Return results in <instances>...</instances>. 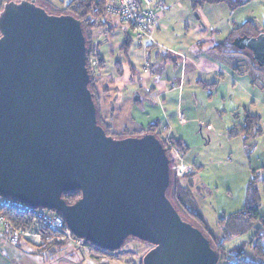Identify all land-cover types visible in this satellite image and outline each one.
<instances>
[{
    "label": "water",
    "instance_id": "obj_1",
    "mask_svg": "<svg viewBox=\"0 0 264 264\" xmlns=\"http://www.w3.org/2000/svg\"><path fill=\"white\" fill-rule=\"evenodd\" d=\"M264 69V28L231 41ZM80 20L35 0L0 10V196L61 215L101 250L149 246L141 264H216L210 238L170 198L171 161L152 132L113 137L99 123ZM133 102L141 101L138 92ZM79 191L68 203L64 194Z\"/></svg>",
    "mask_w": 264,
    "mask_h": 264
},
{
    "label": "crops",
    "instance_id": "obj_2",
    "mask_svg": "<svg viewBox=\"0 0 264 264\" xmlns=\"http://www.w3.org/2000/svg\"><path fill=\"white\" fill-rule=\"evenodd\" d=\"M157 2L159 9L154 39L159 45L171 49L172 53L157 52L152 46L143 48L136 39L126 36L123 26L114 18H109L103 28L104 41H108L110 53L116 54L114 64H119L120 73H117L115 66L113 75L99 76L95 83L94 95L99 106L100 118L105 123L103 111L110 108L113 110L111 116H114L117 108L120 109V119H124L127 127L146 129L149 124L156 122L162 135L171 137L172 135L168 133L174 132L175 138L181 140L185 147L182 156L183 159L189 160L186 162L193 168V178L199 168L201 170L209 161L199 163L201 159L196 158L193 148H197L200 142L194 140L193 132L197 130L203 134V126L206 128L204 132L206 140L203 139L202 142L205 145L210 141L209 132L215 131L211 123L203 122V115L210 112L222 118L228 114V122L221 124L223 127L217 130L216 137L224 135L229 137L228 131L233 126L240 129L245 114L258 116L260 132L257 135L247 142L241 134L229 138L242 139L246 155L245 165L249 172L246 183L253 171L259 170L263 173L256 181V186L260 195L258 215L264 218V151L257 154L263 157L258 163L248 161L257 146V136L264 134L261 127L264 123L261 116L264 110V89L252 84L247 72L243 71L241 74L234 72L227 62V57L214 50L216 44L224 42L234 29L247 21L262 29L264 0H260L258 4H254L255 0H184L182 4L171 0ZM115 31H118L116 37L113 35ZM126 38L130 43L127 50L123 51L121 46ZM95 39L96 51L104 59ZM177 54L185 57L183 65ZM180 79L182 88L169 90L167 85ZM135 92L141 96V101L136 103L140 104L141 110L133 108L135 103L132 95ZM180 113L184 116L182 121L179 120ZM180 125L191 129L188 133H180L184 131ZM246 186H243L245 188L243 195L246 193ZM240 210L242 209L218 214L212 221L202 217L218 239L223 241L225 237L220 228L222 223L220 225L218 223L229 214ZM214 224L218 230L214 228ZM256 227L260 225L257 224ZM253 233L254 230H249L243 234L230 236L223 243L224 248L229 247L227 251H232L234 248L243 247L245 254L246 248L252 247ZM37 245L21 239L18 245L13 246L8 243L4 231L0 229V264H82L77 253L69 251L62 255L64 247L47 250L40 249ZM88 256L90 257L83 258L84 264L121 263L120 259L111 258L112 260L103 261L92 254ZM247 260L253 261L251 258Z\"/></svg>",
    "mask_w": 264,
    "mask_h": 264
},
{
    "label": "rangeland",
    "instance_id": "obj_3",
    "mask_svg": "<svg viewBox=\"0 0 264 264\" xmlns=\"http://www.w3.org/2000/svg\"><path fill=\"white\" fill-rule=\"evenodd\" d=\"M172 2L178 1L182 4V1L184 0H171ZM260 0H255L254 4H258ZM54 4V3H53ZM57 5L56 9L59 10V8L62 7V4H54ZM60 11V10H59ZM54 13H58L55 11ZM197 13V12H195ZM193 17L194 14H192ZM103 26H96L92 29V34L94 38H96V42L98 43L99 52L104 57V67L100 70L99 76L106 77L107 75L114 74L115 71V58L116 54L110 53V45L108 41L105 40V35L103 34ZM114 37L118 35V31L114 32ZM92 46L95 48V43ZM88 58V64H89ZM92 60L96 62L95 67L97 66V61L94 57H91ZM230 65L238 67L241 71L249 72L248 69V60L245 56L241 55H234L232 57H229L227 61ZM253 77L256 79L255 83L260 86L264 87V80L259 81L258 78L253 75ZM183 85V84H182ZM133 96V95H132ZM140 104H135L133 108H136L138 110L140 109ZM226 108L228 109L227 105ZM200 114V109H198ZM113 110L110 108L106 111H103L104 120L106 123V128L108 130V133L110 135H113L115 137H118L122 135L124 128L128 129L132 135H134L137 130L133 129L132 127H127L124 124V119H120V109H115V115H112ZM201 116V115H200ZM261 116L264 119V110L261 112ZM228 114H226L225 117L222 116L220 118L219 116L215 115V113L207 112L205 115L202 116V120L205 123H211L215 128L213 132H209L210 141L205 145L202 143L203 139L206 140V136L204 132L206 131V128L203 126L202 132L203 134H200L197 132H193L192 137H194L197 142H200V144L197 146V148H193V152L195 151L197 157L201 159L200 162H206L208 163L206 166H203V168H199V171L193 175L192 178V166L191 170L188 172H185V174L178 175L174 173L176 170H172L174 181H176L175 187L171 189V195L175 198V201L178 205H180V209L183 212L184 215L191 218L190 212L193 213L201 212L202 216L206 218L207 220L215 219L218 217V214L222 213H229L230 211L233 212L237 209H242L244 207V201H245V193L243 195V192L245 191V188L243 186H246L245 184L249 172L247 170V167L245 165V151L243 148V143L241 138H229L224 135L223 137H216V132L218 129H221L224 125V123L228 122ZM124 118V117H122ZM221 120V121H220ZM228 125V124H227ZM181 126V125H180ZM261 127L264 129V123L261 125ZM181 128L184 130L180 133H188L191 129V127L184 126ZM147 131V130H144ZM167 133V132H166ZM165 133V134H166ZM172 133V134H171ZM164 134V133H163ZM169 135L175 136V133L170 131L168 133ZM178 135V134H177ZM180 135V134H179ZM164 136V135H163ZM168 137V135L164 136ZM257 146L251 153L250 157L248 158L249 162L252 163H258L263 157L257 156L258 153H261L264 151V134H260L256 138ZM170 154L174 159L177 160V156H180L179 150H176L175 148H170ZM173 150L176 151V155L173 153ZM180 157L183 158L181 155ZM174 160V161H175ZM182 161L186 164V166L190 167L189 164H187L185 158L182 159ZM257 171V170H256ZM191 173V174H190ZM259 178L263 176V173L258 170ZM175 184V182H174ZM175 190V193H173ZM186 192L190 195L192 198L193 203L195 204L196 208L191 210V208H186L185 202L182 203L180 201H177L180 193ZM185 193V194H186ZM170 194V193H169ZM180 202V203H179ZM189 209V211L187 210ZM196 211V212H195ZM221 216V215H220ZM208 220V221H209ZM218 223V225H220ZM222 225V224H221ZM216 230H218L217 226L215 224L213 225ZM222 228V226H220ZM235 239V238H234ZM62 240L66 243L64 245L63 251L61 252L62 255L65 254V252L72 251L75 254L77 253V256L79 257L80 262L84 264V257H90L88 255L97 256V258L105 261V260H112L114 259H120V264H141V257L144 254V252L149 248L148 245L144 243L137 242L133 239H128L125 244L117 251L114 252H108V251H98L90 246H88L86 243H84L81 247L82 248H76L74 247L69 241ZM235 241V240H233ZM232 241V242H233ZM229 248V247H228ZM228 248L226 250H228ZM246 248V246H245ZM77 251V252H76ZM233 252V251H232ZM246 253L243 255H238L237 253L233 252L231 254L224 253L220 254V258L218 261V264H234L238 262H242V259H249L251 258L253 261H255L257 264V259L255 258L253 254V250L251 246H248L246 248ZM116 254V256H113ZM55 255V254H54ZM254 256V257H253ZM84 258V259H83ZM88 260V259H87Z\"/></svg>",
    "mask_w": 264,
    "mask_h": 264
},
{
    "label": "trees",
    "instance_id": "obj_4",
    "mask_svg": "<svg viewBox=\"0 0 264 264\" xmlns=\"http://www.w3.org/2000/svg\"><path fill=\"white\" fill-rule=\"evenodd\" d=\"M8 0H0V10L2 8V5L4 2ZM35 2L40 5L41 7L45 8L46 10L50 12H55L57 11L58 13H68L80 20L82 29L85 35V38L87 40V46L89 48L88 52V58L94 57L97 61V66L96 67H91L88 64V70L90 73V84L89 88L91 89L92 92H94V86L95 83L97 82L99 78V72L100 70L104 67L105 61L104 59L97 53L96 47L92 49L93 43H94V36L92 34V29L96 26H103L102 24H99V19L103 16L104 11H103V5L100 0H35ZM62 4V7L56 9L57 5L54 4ZM104 27V26H103ZM264 28V26H263ZM262 29H258L257 27L254 26V24L250 21L245 22L241 26L237 27L232 31V33L229 35V37L224 41L219 44H216L214 46V50L222 55H225L227 59L229 57H232L234 55H241L245 56L248 60V71L247 74L248 76L252 79V84L255 83V77H257L259 81L264 80V69L259 68L255 62L251 59V55L249 51L247 50H237L235 47L232 46L231 41L234 37L242 34H247V35H255ZM129 39L126 38V40L123 42L121 46V50L126 51L128 46H129ZM119 64L115 63V66L117 67V73H120L119 69ZM232 66V65H231ZM232 70L236 73H242L238 67L232 66ZM264 89V87H262ZM95 96V95H94ZM96 106L98 109V119L99 123L104 127L106 133H108L107 126L106 124L102 121L100 118V113H99V106L97 104L96 97H94ZM259 117L250 114H245L244 115V122L243 125L240 129H237L236 127H232L228 131L229 137H232L234 135L241 134L244 141H248L255 135H257L260 132V125H259ZM159 125L156 122H153L147 126L146 129H140L137 130V132L134 135H140L145 132H152L155 133L162 141L163 145L167 148V154L170 158L171 161V167L173 170V165H174V160L173 157L170 154V148L169 146L175 148L176 150H179V153L182 155V153L185 150V147L182 145L181 140L171 136V137H163L161 132L158 131ZM147 130V131H144ZM132 135V133L124 128L122 135L123 136H129ZM113 136V135H111ZM115 137V136H113ZM119 137V136H118ZM191 174V173H190ZM257 171H253L251 173V177L247 183L246 186V193H245V203L244 207L242 210L231 213L229 214L226 218L221 219L222 221V231L224 233L225 239L223 241L219 240L218 237L214 234V232L210 229L208 226L207 222L203 219L202 215L198 212L193 213L192 211L190 212L191 218L187 217L186 215L183 214V212L180 209V205H178L175 201V198L172 197L171 195V189L175 187L176 181H174V176L172 172V182L170 186V198L173 201L174 205L176 208L186 217L188 218L194 225L199 227L211 240L214 248L218 252V261L220 258V254L224 253H237L238 255H243V247H237L234 248L232 251H227L224 248V242H226L230 236L232 235H237V234H243L249 230H254L252 240V250L255 258L257 259V264H264V232H263V227H264V218L260 217L258 215V209L260 207V195H259V190L256 186V181L258 180V175ZM175 182V184H174ZM175 193V190L174 192ZM186 192H183L182 194L180 193L179 195L177 194L176 197H178L177 201H180L182 203L185 202L186 208H191V210L195 209L196 206L192 201V198L190 195ZM80 196L79 191H73L67 194H64L63 197L68 203L74 202L78 197ZM179 202V203H180ZM52 212V211H50ZM54 213V212H53ZM259 224L260 227H256V225ZM40 236L41 240L38 243L37 247L40 249H47V250H54L57 248H62L66 243L62 240V234L59 231H53L49 230L47 228L40 229ZM135 240V239H133ZM137 242L143 243L141 241L136 240ZM88 246L98 250L102 251L98 247L92 245L89 242H85ZM145 244V243H144ZM218 261L216 264H218ZM255 261H250L247 259H242V262L234 263V264H255Z\"/></svg>",
    "mask_w": 264,
    "mask_h": 264
},
{
    "label": "built area",
    "instance_id": "obj_5",
    "mask_svg": "<svg viewBox=\"0 0 264 264\" xmlns=\"http://www.w3.org/2000/svg\"><path fill=\"white\" fill-rule=\"evenodd\" d=\"M103 5V16L99 19V24L106 26L109 18H114L123 26L126 36L134 38L138 43L146 48L152 46L157 52L164 51L172 53L171 49L159 45L154 39L156 28L157 11L159 3L157 0H100ZM168 53V54H169ZM181 58V65L185 62V57L177 54ZM96 62L89 59V65L95 67ZM169 90H180L182 80L170 82ZM184 116L179 114V120ZM169 148H172L169 146ZM176 155V151L173 150ZM181 156V155H180ZM177 156L174 159L173 172L185 174L191 170L182 161V157ZM47 228L53 231H59L64 240L69 241L74 247L82 248L84 240L75 237L67 228L61 215L50 212L47 209L32 208L27 204L13 200L11 198L0 196V229L6 235L9 244L16 246L23 239L30 244L37 245L40 240V229Z\"/></svg>",
    "mask_w": 264,
    "mask_h": 264
}]
</instances>
